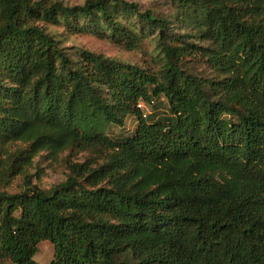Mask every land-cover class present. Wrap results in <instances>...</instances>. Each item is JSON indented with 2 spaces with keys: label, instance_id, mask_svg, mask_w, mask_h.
<instances>
[{
  "label": "trees",
  "instance_id": "obj_1",
  "mask_svg": "<svg viewBox=\"0 0 264 264\" xmlns=\"http://www.w3.org/2000/svg\"><path fill=\"white\" fill-rule=\"evenodd\" d=\"M175 1L208 47L133 0H0V263L39 264L49 241V264H264V0ZM62 21L129 51L158 33L161 72L73 59L45 29ZM196 56L221 78L184 69ZM160 97L170 116L147 120L138 104ZM75 150L91 155L58 185L3 191Z\"/></svg>",
  "mask_w": 264,
  "mask_h": 264
},
{
  "label": "rangeland",
  "instance_id": "obj_2",
  "mask_svg": "<svg viewBox=\"0 0 264 264\" xmlns=\"http://www.w3.org/2000/svg\"><path fill=\"white\" fill-rule=\"evenodd\" d=\"M64 5H81L85 0H57ZM139 3L142 10H150L154 14L164 17L171 21L172 30L176 36H189L186 41L195 43L202 47H208V42L198 30L196 21H187L185 18L189 12L179 5L175 0H133ZM46 31L52 35L59 46L69 54L73 59L77 58L78 52L87 50L95 54H102L106 57L118 61L136 65L146 69L154 74H159L164 64V54L157 38L158 33L145 38L140 47L129 51L124 46L114 44L110 40L95 36L90 33H75L62 21L58 24L46 25ZM194 36V37H193ZM183 68L189 73L194 74L203 80H216L221 78L220 74L209 67L206 60L196 57H187L182 63ZM143 102V101H142ZM147 120H164L170 116L169 106L164 97L154 99L152 103L144 102L141 109ZM138 126L135 117H128L124 127H112L109 135L113 139L131 136ZM25 148L20 143L12 144L9 148L14 153L18 148ZM91 153L83 151H66L58 156L51 158L47 152L38 154L33 163L24 174L18 175L12 182L3 188V191L14 194L25 188V176H30L33 185L42 190L50 188L63 182L69 174L68 166L72 162H83ZM53 246L49 241H41L38 245V251L34 259L39 264H49L53 259ZM0 264H12L9 261Z\"/></svg>",
  "mask_w": 264,
  "mask_h": 264
},
{
  "label": "built area",
  "instance_id": "obj_3",
  "mask_svg": "<svg viewBox=\"0 0 264 264\" xmlns=\"http://www.w3.org/2000/svg\"><path fill=\"white\" fill-rule=\"evenodd\" d=\"M143 106H144V102H140V103L138 104V108H140V109H142Z\"/></svg>",
  "mask_w": 264,
  "mask_h": 264
}]
</instances>
